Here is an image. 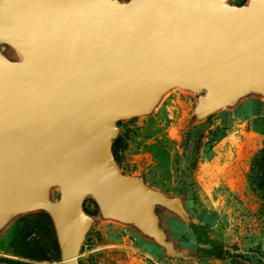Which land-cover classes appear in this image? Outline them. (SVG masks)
<instances>
[{
	"label": "water",
	"instance_id": "1",
	"mask_svg": "<svg viewBox=\"0 0 264 264\" xmlns=\"http://www.w3.org/2000/svg\"><path fill=\"white\" fill-rule=\"evenodd\" d=\"M0 40L27 58L13 65L0 55V227L42 208L59 264H79L91 195L170 253L152 207L187 216L118 168L117 122L150 112L176 86L201 93L198 118L264 93V0H2Z\"/></svg>",
	"mask_w": 264,
	"mask_h": 264
},
{
	"label": "rangeland",
	"instance_id": "2",
	"mask_svg": "<svg viewBox=\"0 0 264 264\" xmlns=\"http://www.w3.org/2000/svg\"><path fill=\"white\" fill-rule=\"evenodd\" d=\"M0 55L13 65L27 62L6 40H0ZM200 95L186 87L170 88L150 112L119 120L116 149L111 144L123 174L141 178L182 205L187 219L165 206L152 207L171 245V257L136 224L104 215L88 195L82 206L91 222L79 264H230L228 259L189 257L197 246L189 220L205 224L210 236L245 264H264V156L259 151L264 143V93H246L205 118L194 113ZM59 195L58 186L50 187V200ZM60 260L46 210L13 215L0 227V264Z\"/></svg>",
	"mask_w": 264,
	"mask_h": 264
},
{
	"label": "trees",
	"instance_id": "3",
	"mask_svg": "<svg viewBox=\"0 0 264 264\" xmlns=\"http://www.w3.org/2000/svg\"><path fill=\"white\" fill-rule=\"evenodd\" d=\"M112 146L116 149L117 140L112 141ZM260 154L264 156V143L263 147L259 150ZM115 158V157H114ZM261 161H258L260 166ZM160 226V224H159ZM188 227L191 230L192 234L195 237L197 246L193 254H189V257L192 258H214L218 260L228 259L230 264H245L244 261L237 258V256L232 253L229 249L220 242V240L210 236L209 229L205 224L195 223L188 221ZM171 257L170 253H167Z\"/></svg>",
	"mask_w": 264,
	"mask_h": 264
},
{
	"label": "crops",
	"instance_id": "4",
	"mask_svg": "<svg viewBox=\"0 0 264 264\" xmlns=\"http://www.w3.org/2000/svg\"><path fill=\"white\" fill-rule=\"evenodd\" d=\"M120 1H127V0H120Z\"/></svg>",
	"mask_w": 264,
	"mask_h": 264
}]
</instances>
